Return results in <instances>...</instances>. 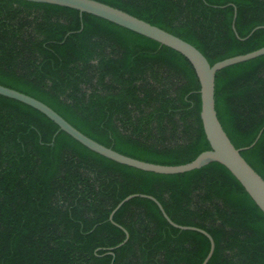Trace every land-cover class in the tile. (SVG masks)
Instances as JSON below:
<instances>
[{
    "label": "trees",
    "instance_id": "trees-1",
    "mask_svg": "<svg viewBox=\"0 0 264 264\" xmlns=\"http://www.w3.org/2000/svg\"><path fill=\"white\" fill-rule=\"evenodd\" d=\"M195 45L211 64L264 46V0H99ZM235 11L236 31L233 28ZM245 38V39H244ZM0 84L47 103L116 151L177 165L211 148L200 82L180 52L77 9L0 0ZM237 148L264 126V55L216 76ZM264 178V130L241 151ZM264 264V212L219 162L161 174L107 158L38 109L0 94V264Z\"/></svg>",
    "mask_w": 264,
    "mask_h": 264
},
{
    "label": "water",
    "instance_id": "water-1",
    "mask_svg": "<svg viewBox=\"0 0 264 264\" xmlns=\"http://www.w3.org/2000/svg\"><path fill=\"white\" fill-rule=\"evenodd\" d=\"M32 2L55 4L65 6L80 11L83 13L93 14L99 16L120 26L128 28L134 32L149 37L163 45H166L184 55L193 65L200 82V94L202 101V121L204 131L211 148L202 151L192 161L177 164L167 165L144 161L123 153L116 151L115 149L108 147L90 136L83 133L77 127L72 125L67 119H65L60 113L49 106L42 100L21 92L17 89L0 84V94L24 102L53 120L61 130L67 132L73 138L80 143L88 147L89 149L107 157L114 161H117L128 166H132L141 170L151 171L161 174H177L192 171L194 169L202 168L211 162H219L227 167L230 172L238 179L243 185L248 194L252 197L259 208L264 212V178L252 167V165L243 157L241 151L252 147L260 138L263 133L264 126L259 131L255 141L247 147L237 148L231 141L227 132L225 131L217 113L216 109V76L217 73L223 68L234 65L243 61H247L261 55H264V46L253 50L248 53L238 54L232 57L225 58L211 64L207 57L192 43L175 35L157 25L150 23L142 18H139L123 9L110 5L108 3L99 0H28ZM236 11L233 20V28L236 31L235 19ZM264 27L263 25L254 28L251 33L246 37H250L254 31L258 28ZM237 33V31H236ZM238 34V33H237ZM245 39V38H244ZM142 196L154 200L159 206L164 217L169 221L171 225L181 230H194L205 234L211 243L210 250L201 264H208L211 257L214 254L216 243L213 236L205 229L198 226L182 225L176 223L166 212L162 203L153 195L134 193L130 194L122 199L112 210L109 216V220L117 224L114 220L115 213L121 208V206L132 199L133 197ZM120 226L126 234L125 239L118 245L110 247L107 250L108 254L114 255V249L120 247L126 243L130 237L129 232Z\"/></svg>",
    "mask_w": 264,
    "mask_h": 264
}]
</instances>
